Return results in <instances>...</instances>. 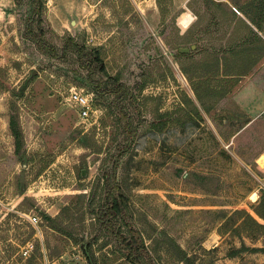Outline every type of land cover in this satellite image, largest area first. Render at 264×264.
Returning a JSON list of instances; mask_svg holds the SVG:
<instances>
[{
  "label": "rangeland",
  "instance_id": "1",
  "mask_svg": "<svg viewBox=\"0 0 264 264\" xmlns=\"http://www.w3.org/2000/svg\"><path fill=\"white\" fill-rule=\"evenodd\" d=\"M40 1L35 13L32 0H0V264H22L19 246L30 237L47 238L67 264H88L82 244L96 264H131L94 214L116 159L119 221L125 236L139 231L145 264H264L262 252L232 254L241 239L217 233L219 209L252 213L264 188V0ZM28 26L59 57L39 48ZM68 39L81 56L70 43L64 55ZM241 46L251 58L262 54L246 74L224 81L203 71ZM201 79L228 88L209 111L194 93ZM72 87L93 92L95 118H79L67 101ZM11 116L23 141L17 151ZM61 209L59 231L50 230L42 213ZM160 231L190 260L152 252Z\"/></svg>",
  "mask_w": 264,
  "mask_h": 264
},
{
  "label": "trees",
  "instance_id": "2",
  "mask_svg": "<svg viewBox=\"0 0 264 264\" xmlns=\"http://www.w3.org/2000/svg\"><path fill=\"white\" fill-rule=\"evenodd\" d=\"M212 3H215L217 6H220L221 3H216L212 0H206ZM32 5L34 7V12L38 13L41 9L42 3L40 0H32ZM228 12V11H227ZM229 13V12H228ZM198 15L201 14L198 12ZM193 24L190 26L192 27ZM27 34L29 37L36 43V45L44 49L51 57H59L56 53L54 47L51 44H48L41 38V34H36L33 32L30 26L27 27ZM229 34V38L233 39ZM231 36V37H230ZM261 45L264 46V40L260 37H257ZM189 40V39H187ZM71 44L75 47L77 54L81 56L83 54V47L73 42L72 39H68V42L64 46V55L68 53V44ZM181 48V47H180ZM240 53V55H238ZM245 50V47L241 46L239 49L229 48L222 52L221 57H214L208 61H205L201 64L203 71L208 74L217 75L220 73L221 80L226 81L229 76H238L244 75L248 72V69L251 65L258 60V57H261L260 51H256V56L251 58L250 54ZM244 54V55H243ZM241 58L239 60L238 58ZM221 58V59H220ZM239 60V61H237ZM244 63V65H243ZM243 65V66H242ZM187 75L188 72L184 71ZM192 80L191 77L188 76ZM194 86V93L196 98L202 104L203 108L206 111H209L212 105L225 96L228 91L227 87L222 86V89L213 88L212 86L207 85L206 80L201 82H192ZM121 90V89H120ZM186 101L188 99H185ZM188 102V101H187ZM244 115L243 113H238ZM14 116H11L9 125L11 134L14 138L15 151H17V146L23 142L20 134V128L17 124V120L14 119ZM120 120L122 121L125 128H128L129 123L125 119V115H121ZM247 121V120H246ZM119 156V155H118ZM119 158V157H118ZM118 165V159L114 160L112 168V186L109 189L105 190L101 201H99L97 207L94 210L95 220L100 223L105 229L109 230L115 238V241L118 245V249L121 251L126 260L131 264H145L142 261L140 251L148 252L147 247L139 233L138 230L129 229V237L125 236L122 231V225L119 221V217L122 214V207L124 204V195L120 191L119 185L116 183L115 171ZM104 180L108 179V176L105 175ZM205 191H209L206 187ZM82 198L85 195H80ZM93 196L89 200V206L93 205ZM252 213L246 209H219L218 215L221 219L220 224L217 227V233L220 236L229 235L231 237H238L241 239V246L232 250V254L241 252L242 250H248L250 252H262L264 253V188H261L259 191V197L254 204L250 205ZM63 212V209L53 217L48 216L42 213L43 218L47 220L48 227L54 231H59L57 222H59L60 215ZM66 224H69L68 222ZM64 226V225H63ZM64 226L63 228H66ZM61 230V229H60ZM62 231V230H61ZM60 231V232H61ZM34 234V229L28 233V237ZM66 234V233H63ZM243 238H247L253 243L260 242V246L248 247L245 245ZM153 246L150 249L152 252L157 253L158 251H163L164 253L174 257L177 261H189V257L184 249H182L172 238L163 231L159 232L153 239ZM73 242H76L75 240ZM44 244L46 249H48L49 256L60 254V249L56 246L53 249L51 248L48 239L44 238ZM82 249L88 264H96L93 261V251L91 244H82ZM34 252L40 254L39 246L35 245Z\"/></svg>",
  "mask_w": 264,
  "mask_h": 264
},
{
  "label": "built area",
  "instance_id": "3",
  "mask_svg": "<svg viewBox=\"0 0 264 264\" xmlns=\"http://www.w3.org/2000/svg\"><path fill=\"white\" fill-rule=\"evenodd\" d=\"M67 101L75 107L80 119L87 121L95 118L94 115V94L91 91H86L83 88L72 87L67 96ZM94 115V116H93ZM20 216L26 218L30 223L35 224L38 222L39 217L32 212H21ZM35 248L33 239H27L20 247L19 252L22 258H27L31 255Z\"/></svg>",
  "mask_w": 264,
  "mask_h": 264
},
{
  "label": "crops",
  "instance_id": "4",
  "mask_svg": "<svg viewBox=\"0 0 264 264\" xmlns=\"http://www.w3.org/2000/svg\"><path fill=\"white\" fill-rule=\"evenodd\" d=\"M253 51V50H252ZM256 52V51H255ZM257 60L254 62L256 64ZM253 64V65H255ZM52 230V229H50ZM35 234V232H34ZM33 234V235H34ZM37 235V234H36ZM42 235V234H41ZM28 239H33V238H28ZM27 240V239H26ZM24 240L21 245L26 241ZM38 240V239H37ZM35 242V245L37 243V245L39 246V251H40V254H38L37 252H33L31 253V255L27 258H23L22 261H24L22 264H67L66 262H64V258H65V252L63 254V251L61 252L60 251V254L58 255H52V256H49L48 254V249H46V246L44 244V240L43 238L40 237V239ZM41 241V244H39L38 242ZM49 242V241H48ZM50 244V243H49ZM20 245V246H21ZM19 246V247H20ZM52 248V247H51ZM53 249V248H52ZM11 261V258L10 259H6V262H10Z\"/></svg>",
  "mask_w": 264,
  "mask_h": 264
},
{
  "label": "water",
  "instance_id": "5",
  "mask_svg": "<svg viewBox=\"0 0 264 264\" xmlns=\"http://www.w3.org/2000/svg\"><path fill=\"white\" fill-rule=\"evenodd\" d=\"M191 48H194V45H192ZM189 50H190V48H187V47L179 48V52H181V53L188 52ZM82 174H84V171H82Z\"/></svg>",
  "mask_w": 264,
  "mask_h": 264
},
{
  "label": "bare ground",
  "instance_id": "6",
  "mask_svg": "<svg viewBox=\"0 0 264 264\" xmlns=\"http://www.w3.org/2000/svg\"><path fill=\"white\" fill-rule=\"evenodd\" d=\"M260 159H264V154L260 157ZM255 196H256V193L253 192L252 195H251V197H252L253 199H255Z\"/></svg>",
  "mask_w": 264,
  "mask_h": 264
}]
</instances>
